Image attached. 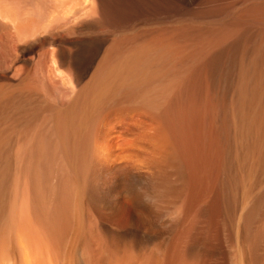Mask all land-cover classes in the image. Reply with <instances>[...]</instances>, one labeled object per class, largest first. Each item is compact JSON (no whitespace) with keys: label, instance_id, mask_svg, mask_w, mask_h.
Returning <instances> with one entry per match:
<instances>
[{"label":"bare ground","instance_id":"bare-ground-1","mask_svg":"<svg viewBox=\"0 0 264 264\" xmlns=\"http://www.w3.org/2000/svg\"><path fill=\"white\" fill-rule=\"evenodd\" d=\"M0 264H264V0H0Z\"/></svg>","mask_w":264,"mask_h":264}]
</instances>
